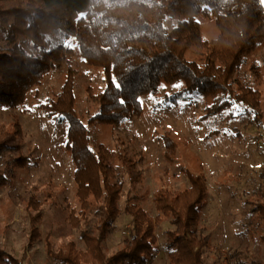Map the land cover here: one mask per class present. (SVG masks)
Returning a JSON list of instances; mask_svg holds the SVG:
<instances>
[{"label": "trees", "instance_id": "16d2710c", "mask_svg": "<svg viewBox=\"0 0 264 264\" xmlns=\"http://www.w3.org/2000/svg\"><path fill=\"white\" fill-rule=\"evenodd\" d=\"M144 3L162 6L154 26L134 16ZM198 15L215 22L216 39L203 37ZM167 19L175 20L171 28ZM263 43L264 0H0V108L21 107L34 94L43 116L66 127L63 148L73 162L74 203L66 206V221L85 249L73 239L59 242L51 229L44 238L48 257L63 264H148L160 250L157 232L168 222L167 264H206L204 252L213 241L202 222L210 194L206 176L182 166L189 185L178 190L160 186L151 197L153 214L143 206L147 198L140 191L144 156L130 153L120 138L112 146L94 141V127L116 128L141 117L146 98L155 95L153 111L202 102V119L240 104L244 115L264 128L262 91L239 75ZM192 48L202 50L201 61L189 59ZM74 55L104 74L103 88L85 87L91 110L80 106ZM252 68L259 73V65ZM55 70L64 73L62 85L40 101L39 87ZM159 139L165 148L175 146L168 133ZM6 153L16 155L0 169V187L12 184L15 173L34 162L22 144L0 139V157ZM57 196L48 186H35L24 198L30 245L42 239L46 203H55ZM247 202L250 232L264 246V184L253 189ZM123 213L131 216L132 227L108 254L105 242ZM0 264L26 263L0 246ZM224 264L264 261L234 250Z\"/></svg>", "mask_w": 264, "mask_h": 264}, {"label": "rangeland", "instance_id": "374dc122", "mask_svg": "<svg viewBox=\"0 0 264 264\" xmlns=\"http://www.w3.org/2000/svg\"><path fill=\"white\" fill-rule=\"evenodd\" d=\"M163 7V9H166ZM161 5L143 4L133 11L134 16L150 26L155 25L154 17ZM167 19L165 25L175 24ZM203 37L216 39L219 30L213 20L198 15ZM189 59L201 61L203 52L192 48ZM73 64L80 69L76 91L81 109L91 110L85 87L96 84L105 86L104 74L86 66L77 56ZM259 65V73L253 70ZM246 80L262 91L261 110L264 112V43L249 56L240 71ZM256 75L260 79H256ZM64 73L53 71L39 87L40 101L58 91ZM34 95V94H33ZM33 95L21 107L0 108V139L10 145L22 144V152L34 158V162L19 169L13 176L12 184L0 187V246L11 252L26 264H63L48 257L44 238L54 229L59 242L73 239L80 249H85L77 230H71L67 221V204L74 203L73 162L64 150L66 127L62 123L54 125L38 109ZM157 97L150 95L145 100L144 115L127 120L119 127L105 124L94 127V141L110 146L117 138L125 141L132 154L143 155L140 167L144 169V180L140 191L147 200L143 203L155 214L151 201L153 193L162 185L178 190L189 185L181 167L185 166L206 176L210 189L208 203L204 207L203 224L213 237L211 248L205 250L206 264H224L227 255L234 250H243L249 256L264 261V246L255 240L248 226L249 203L247 199L255 187L264 184V128L253 123V116L244 115L238 104L226 109L221 115L202 119L204 103L199 106L184 104L182 108H163L153 111ZM264 122V119H263ZM17 125L22 134L17 135ZM217 130V131H215ZM215 131V132H214ZM212 132V133H211ZM168 133L175 146L165 148L159 136ZM167 153V155L165 154ZM16 153H6L0 157V169L10 166V159ZM48 186L58 192L55 203H46L47 215L40 225L42 239L33 245L28 243L30 219L24 206V198L33 187ZM123 195L124 204L126 193ZM132 218L123 213L116 222V230L105 242L108 254L117 250L129 234ZM166 222L157 232L160 250L148 264H167Z\"/></svg>", "mask_w": 264, "mask_h": 264}]
</instances>
